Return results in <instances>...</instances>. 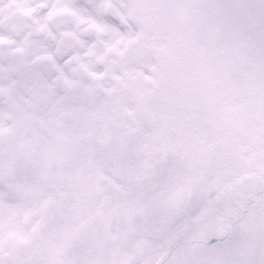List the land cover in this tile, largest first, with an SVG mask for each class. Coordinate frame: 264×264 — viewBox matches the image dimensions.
Returning <instances> with one entry per match:
<instances>
[{
	"label": "snow or ice",
	"instance_id": "snow-or-ice-1",
	"mask_svg": "<svg viewBox=\"0 0 264 264\" xmlns=\"http://www.w3.org/2000/svg\"><path fill=\"white\" fill-rule=\"evenodd\" d=\"M0 264H264V0H0Z\"/></svg>",
	"mask_w": 264,
	"mask_h": 264
}]
</instances>
